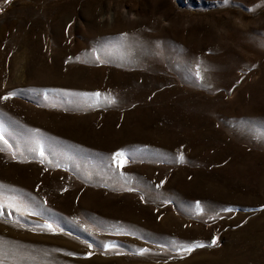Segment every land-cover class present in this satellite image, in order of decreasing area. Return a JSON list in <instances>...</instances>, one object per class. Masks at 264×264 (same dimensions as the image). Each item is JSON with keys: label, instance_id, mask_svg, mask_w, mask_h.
<instances>
[{"label": "rangeland", "instance_id": "rangeland-1", "mask_svg": "<svg viewBox=\"0 0 264 264\" xmlns=\"http://www.w3.org/2000/svg\"><path fill=\"white\" fill-rule=\"evenodd\" d=\"M9 93L5 264H264V0H0Z\"/></svg>", "mask_w": 264, "mask_h": 264}, {"label": "snow or ice", "instance_id": "snow-or-ice-1", "mask_svg": "<svg viewBox=\"0 0 264 264\" xmlns=\"http://www.w3.org/2000/svg\"><path fill=\"white\" fill-rule=\"evenodd\" d=\"M5 2H7V0H5ZM224 2L227 3L228 0H224ZM126 35H127V34H122V36H121L119 39H120V40L125 39V38H126ZM13 95H14V93H9L8 95H6V96H4V97H2V98H0V99L7 100V99H10ZM91 95L94 96L97 100H99V99L103 96V94H101V93H99V92H97V93H93V94H91ZM104 100H105L106 103H115V99L112 98V97H110V96H106V97H104ZM0 139H2V137H0ZM4 143L7 144V141H5ZM2 150H3V149H0V151H2ZM41 155H43V153H41ZM115 156H116L117 158L122 157V156H123V153H122V152H118V153L115 154ZM179 160H180L181 162L184 161L183 153H181V154L179 155ZM0 207H3V206L0 205ZM223 211L232 212V211H234V209H232V208H227V209H223ZM46 227H47L49 230H51V225H46ZM212 243H213V244L216 243L215 238L213 239ZM203 246H204V245H203L202 243H194V244L187 245V246L182 245L181 247L183 248L184 251L191 252L194 248H196V247H203ZM106 247H112V246L106 245ZM141 254H143V250L141 251ZM6 255H7V254H6V252H5L4 246H3L2 243H0V264H5V257H6Z\"/></svg>", "mask_w": 264, "mask_h": 264}, {"label": "bare ground", "instance_id": "bare-ground-1", "mask_svg": "<svg viewBox=\"0 0 264 264\" xmlns=\"http://www.w3.org/2000/svg\"><path fill=\"white\" fill-rule=\"evenodd\" d=\"M62 122L64 123V125L58 128V130H57L58 132L69 133V134H72L74 136H78V135L81 136V134H82L81 133V131H82L81 124H78L77 122H72V121H69L66 119H63ZM83 134H84V132H83ZM82 138H84V136H82ZM183 197H185V196L183 195Z\"/></svg>", "mask_w": 264, "mask_h": 264}]
</instances>
